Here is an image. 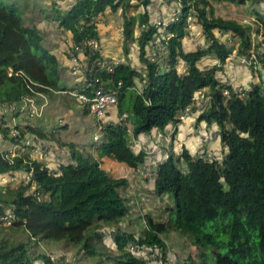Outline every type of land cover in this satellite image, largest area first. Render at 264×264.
Wrapping results in <instances>:
<instances>
[{
  "label": "trees",
  "instance_id": "obj_1",
  "mask_svg": "<svg viewBox=\"0 0 264 264\" xmlns=\"http://www.w3.org/2000/svg\"><path fill=\"white\" fill-rule=\"evenodd\" d=\"M35 1L50 6L42 10L40 23L31 17L30 5L35 7ZM161 1L168 11L156 6ZM219 1L246 5L263 0ZM177 7L179 12L173 15ZM132 9L138 13L132 14ZM162 12L171 17L159 21ZM102 15L120 16L121 21L125 59L112 72L93 66L96 57L105 55L102 45L100 53L83 45L94 38L100 42ZM192 15L208 45L187 50L183 39L191 33L188 18ZM260 19L264 37V17ZM136 27L141 29L138 36ZM249 31L247 23L215 15L209 0H0V105L16 106L25 98L59 90L62 54L48 42L70 38L65 56L78 55L79 46L85 57L81 61L91 68L80 93L92 96L95 86H103L119 97L118 119L103 127L99 158L108 156L134 169L147 166L149 151L135 150L133 139L154 129L165 133L171 123L181 122L178 115L184 109L205 97L208 101L196 124L216 131L223 146L218 155L210 149L200 155L184 147L178 156L169 153L155 167L152 190L159 197L173 195L176 210L166 207L171 210L166 221L148 216L140 235H135L119 227L132 208L122 193L130 188L127 177L112 176L98 157L78 151L72 143L68 152L60 145L63 151H59L61 158L56 153V166L33 158L34 147L22 148L26 134L43 143L53 136L23 117L13 123L20 112L0 111L2 140L22 148L13 155L0 149V178L20 179L16 186L0 185V264L40 260L60 264L43 253L34 255L32 246L62 240L96 258V264H148L130 248L165 252L167 243L161 234L170 231L192 238L202 264H264V85L243 88L241 96L235 83L222 78L232 48L218 35H236L237 54L243 58L254 54L253 64L259 53L250 52ZM156 38L166 46L167 57L151 52L150 46H158ZM133 46L140 67L133 63ZM209 54L215 55L216 62L201 68L200 61ZM8 213L14 219L5 224L1 217ZM114 226L119 253L102 240L112 234L104 228Z\"/></svg>",
  "mask_w": 264,
  "mask_h": 264
},
{
  "label": "rangeland",
  "instance_id": "obj_2",
  "mask_svg": "<svg viewBox=\"0 0 264 264\" xmlns=\"http://www.w3.org/2000/svg\"><path fill=\"white\" fill-rule=\"evenodd\" d=\"M159 1V0H157ZM162 2V1H161ZM156 4L157 7L160 9L163 5L162 3ZM210 7H213L214 13L217 16H221L224 18L229 19H236L238 21H241L243 23H247L250 25V38L252 41V45L250 48L251 53H259V57L255 60V62L252 64L250 57H239L237 54V47H238V37L233 34H221L218 32V35L220 38L225 40V43L232 48V53L228 58V61L226 63V70L224 73L221 74V76L226 80L230 81L231 79L237 78L239 81L238 83H235L236 87H242V88H248L250 85L254 83H259L264 85V37H263V25L262 21L260 19L261 17H264V9H262V6L264 4V0L260 3H252L248 2L246 5H235L228 2H222L219 0H209ZM31 7V6H30ZM166 5L163 10L164 12L168 11L166 10ZM43 9H50L49 7H45ZM209 9V7L207 8ZM172 11V9H171ZM36 12L37 17L40 15V10L36 9V11L33 10V13ZM132 14L138 13V9H132L130 11ZM176 12H179V7L175 8L173 10V15L176 14ZM171 13V15H172ZM170 15L161 13V16L159 18V21L167 20ZM171 17V16H170ZM120 21V16H119ZM188 22L190 24L191 33L187 37L183 39L184 47L187 50H193L200 46H207L208 42L204 39L202 32L200 28L198 27L197 19L195 16H189ZM160 23V22H159ZM161 30L163 28H160ZM140 28H135V35H138L140 33ZM222 39V40H223ZM157 47L150 46L151 52L155 51L158 55H162L163 57H167L166 53V46L162 45L160 42V38H156L155 40ZM133 61H138L136 58V55L133 54ZM164 61V59H162ZM216 62V57L214 54L206 55L201 61L200 66L201 68H204L208 65H211ZM261 76L263 78H261ZM231 78L228 80V78ZM232 81V82H233ZM207 91L208 90H204ZM64 96L66 94H61ZM244 95V94H242ZM57 97V96H56ZM55 97V98H56ZM55 100V99H54ZM205 103L208 101V97H205ZM38 102V100H37ZM58 104H64V102H69L72 105H74L75 109L78 110L79 116H83L82 118H76L72 120H69L67 123L69 127V133H67L68 136H63L61 148L64 149V151L68 152L70 150V146L68 145L70 141H75L79 138V140H83L86 146H82L80 144H74V146L77 148V150H84L86 153L93 154L95 157H98V151L97 154L95 153V149L93 148L94 144L96 143L93 140V132L94 130L89 127L88 121H91L92 114L90 115V112H85V107L83 103L77 99L66 101L65 98L58 99ZM198 102V100L193 104ZM200 110L198 107L197 111H194L191 115L186 117L183 121H187L188 118H191L195 125L188 130V132L183 136V131L179 132L176 130L175 126L172 123L168 126V129L165 133H158L156 129L152 130L156 132L157 134L154 136V140L156 142V137H158L157 143L153 141L152 144H156L153 149H156V153H159V156L153 157L151 156V161H149V164L147 165V168L143 166V168H138L136 171L131 168H126L125 165H108L104 164V162H101V166L108 171L112 176L115 177H127L130 182V188L126 190H122V193L128 197L129 202L131 203V211L130 214L125 217V220L123 223H121L120 230L121 231H127L134 233L135 235H140L141 229L144 227L145 223L147 222V217L150 216L153 220H160V221H166L169 219L171 215V210H166V207H172L173 210H176L175 201L173 198V195L170 196L169 194L163 195L162 197H159L154 194L152 190V179L155 174V167L157 168V165L161 163L165 158L168 157L169 153H173L174 156H178L184 147H190L189 149L194 150L195 147H198V150L196 151L197 154L202 155L204 153V149H211V153L218 155L219 153H222L223 146L221 145V142L219 141V137L216 131H213L212 129L209 130L206 125L203 124V126H199V124H196V118L199 114ZM77 115V114H76ZM87 115V117H85ZM22 117L25 118V115L23 113H19V116L15 119H12V122L14 123H20L22 121ZM86 120L84 122L83 120ZM68 121V120H67ZM183 121L179 122L182 123ZM128 126L130 130L132 131V124L129 122ZM52 126L49 125V129L51 130ZM179 132V133H178ZM132 133V132H131ZM158 135V136H157ZM26 138V137H25ZM25 141V140H24ZM159 142V143H158ZM31 143L30 145H32ZM29 145V143H28ZM211 147V148H207ZM19 147L18 149H20ZM24 148V144L23 147ZM21 148V149H22ZM135 150L139 149L137 145L134 143ZM0 149L11 151L14 149V144H10L7 141H3L0 136ZM148 150L149 147H146ZM157 155V154H156ZM161 158V159H160ZM100 160V158L98 157ZM41 160V159H40ZM179 166L184 169L185 164L180 163ZM9 177V176H2L0 178V185L1 184H10V186H16L20 179L18 177ZM170 204V205H168ZM112 234H107L102 240L103 243L109 247V249H112L114 253H119V250L117 249V245L114 241L115 234L117 233L116 226L108 229L104 228L103 231H107L108 233L110 231ZM161 237L165 240L167 243V249L165 252L162 250H144L137 247L130 248L131 251L134 252L135 255L143 257L148 260V264H202L201 258H200V250L197 245H195L192 242V238L190 236H186L178 231H170L167 233L161 234ZM23 240H28L27 236L23 237ZM34 241V240H32ZM32 251H34V255L38 253H43L47 256H50L53 261L58 262L60 264H96L97 259H93L88 257L84 251H78V248H73L72 246L68 245L66 243V240H62L61 242L56 243H47L45 241H40L37 244L32 246ZM33 255V256H34ZM36 264H45L43 260L37 261Z\"/></svg>",
  "mask_w": 264,
  "mask_h": 264
},
{
  "label": "crops",
  "instance_id": "obj_3",
  "mask_svg": "<svg viewBox=\"0 0 264 264\" xmlns=\"http://www.w3.org/2000/svg\"><path fill=\"white\" fill-rule=\"evenodd\" d=\"M30 6H31V9L34 11H36V9L40 10L39 17H37L38 14H36V12L34 13L32 12L31 14V17L40 23L44 19V14H42V10H44L43 8H45L46 6L42 5L38 1L36 2L35 7L34 6L32 7V4ZM164 7L165 5H163L161 8L164 9ZM106 16L107 17L105 18V16L102 15L98 21V31L100 35V43L102 45L103 54L111 58L125 59V56L123 55V51H122V30H121V24H120L121 21H119L118 19L119 16L117 17L112 16V15H106ZM46 24H47L46 21H43L41 23V27L44 30L46 29ZM48 43L49 45L55 47L58 53L62 54L63 61H62V66H61L62 78L60 81V89L49 92V93H43V94L33 97L35 99L36 104L39 107L40 112H39V115H37L34 119H28L25 114V121L28 120L31 123H34V125L40 127V129L44 133H46L48 136H53L52 140L46 141L51 147L50 152L47 155L43 156L40 153L35 152L33 149V152L31 151V156L39 160L41 159L42 161L47 163L49 166H56L58 164V161L56 159V153L59 154L60 152L63 151V150H60V145L62 144L63 136H68L67 133H69L68 131L70 130L69 129L70 126L67 123L69 122V120L73 119L74 121V119L76 118L79 119L83 117V116L81 117L79 116L78 110H76L74 107L75 104L72 105L69 102H64V104H61V103L58 104L57 100L62 99V98H65L66 101L73 100L74 98L77 99L78 95L80 94L81 89L85 86V78H86V73L88 70L87 69L88 63L87 61H81L82 69H83L82 72L78 74H74L72 72V59L67 58L64 54V51L66 50V47H67L66 43H70V44L72 43L70 38H67L65 41L53 40ZM132 50L133 51L131 54H134L135 53L134 46L132 47ZM80 57L82 60L85 58L84 55H80ZM133 63H135L137 67H140V61H133ZM225 71H227L226 68H225ZM229 79L231 78L229 77L228 80ZM236 80L239 81V79L234 78V81L233 79H231L228 82L238 83ZM66 91H67L68 96L61 95L63 93L66 94ZM91 116H92V119H90L91 121H88V124L90 125L89 127H91L94 130L93 132V140H94V135L96 133H99L100 124H103L104 122L115 121L116 119H118L117 107L110 109L103 119H98L94 115H91ZM85 117H87V115H85ZM83 121L86 122L85 119ZM49 125L52 126L51 130L49 129ZM194 125H195L194 121L191 118H188V120L185 122L183 121L182 123H178L176 126L174 124L170 126H173V127L175 126L176 130L179 129L177 130L179 132L184 130L181 136L183 137L188 132V130L192 128ZM199 126H203V124L201 125L200 123ZM157 132L159 133L158 130ZM156 134H157L156 132L152 131L149 134L141 135L139 139H133V140H134V143L137 145V147L139 148L149 147L148 151H150L156 145V144H152L153 141L155 142L154 136ZM54 138L57 141L53 140ZM157 140H158V137H156L155 143H157ZM100 141H95L96 143L93 146L96 154L98 151V146L100 145ZM28 142H29V145H28ZM39 142H42L41 138L36 137L35 135L31 133L26 134L25 147H28V146L33 147V144L39 143ZM72 142L74 144H80L82 146H86L84 141L79 140V138L75 141H70L68 143H72ZM31 143L33 144L30 145ZM186 148L189 149L190 147L187 146ZM207 148H211V147H207ZM189 150L192 153H195L198 150V147L196 146L194 150L192 149H189ZM25 151H26V148H25ZM204 151H207V149H204ZM156 154L157 156H159L158 152ZM100 161L104 162V164H108V165L110 164V165H115V166L122 164L108 156H103L102 158H100ZM122 165H125V164H122ZM141 167L143 168V166ZM126 168H131V167L126 166ZM131 169H134V168H131ZM134 170L136 171V169Z\"/></svg>",
  "mask_w": 264,
  "mask_h": 264
},
{
  "label": "built area",
  "instance_id": "obj_4",
  "mask_svg": "<svg viewBox=\"0 0 264 264\" xmlns=\"http://www.w3.org/2000/svg\"><path fill=\"white\" fill-rule=\"evenodd\" d=\"M83 45H88L90 49H92L94 52H101V44L97 39H91ZM76 50L78 51V55H74L72 57V72L74 74H78L82 72V64H81V57L80 55H84V50L81 49V47L76 46ZM254 57V54L251 55V58ZM124 62L122 58H111L107 57L105 55H101L99 57L95 58V61L93 62V66L99 67L101 70L109 71L112 72L116 67L121 65ZM87 71H90V66L87 65ZM89 85L87 84V87ZM238 92L241 96L242 94H245L243 92L242 87H238ZM225 93H227L225 91ZM80 101L83 104H86L88 106L90 114L94 115L98 119H103L107 112L118 106L119 104V97L118 93L113 90H106L103 88V86H95L93 90V95L92 96H87L84 93H80L78 95ZM196 106L192 105L186 109H184L179 115L178 118L180 121H183L186 117L191 115L194 111L199 110L201 111L202 108L205 106V100H198V102L195 104ZM194 108V109H193ZM8 110H15L16 112L20 113H25L26 117L28 119H34L37 115H39V107L35 102V99L33 97H28L25 98L19 105H0V111H8ZM15 119V117H13ZM103 123V122H102ZM108 122H104L103 124L99 125V133H96L94 135V140L95 141H100L102 138V133H103V127L104 125H107ZM18 131L14 130V135H17ZM29 143V142H28ZM22 145H25V141H22ZM21 147L18 144H14V149L9 151L10 155H13L18 148ZM34 151L37 153H40L41 155L45 156L50 152V145L48 143H35L33 144ZM149 154L152 155L153 157L157 156L155 149H152L149 151ZM59 158H61V153H59ZM147 168V166H144ZM156 171V169H155ZM16 178V177H15ZM17 179V178H16ZM2 220H4L5 224H9L13 219L14 215L12 213H8L5 216L1 217Z\"/></svg>",
  "mask_w": 264,
  "mask_h": 264
}]
</instances>
